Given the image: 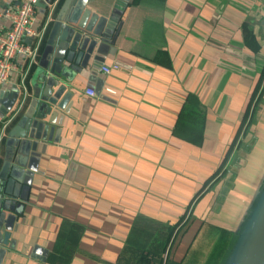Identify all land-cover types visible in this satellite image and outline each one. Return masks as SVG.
Segmentation results:
<instances>
[{
	"label": "crops",
	"instance_id": "0c3cea01",
	"mask_svg": "<svg viewBox=\"0 0 264 264\" xmlns=\"http://www.w3.org/2000/svg\"><path fill=\"white\" fill-rule=\"evenodd\" d=\"M22 1L0 0V31ZM47 1L35 20L45 29L38 61L19 56L3 86L8 129L37 102ZM90 7L121 24L117 50L101 42V55L97 46L85 66L64 61L80 70L60 77L69 98L43 119L54 112V131L31 151L28 198L2 245V264H115L138 215L173 224L186 214L166 253L180 262L206 226L237 227L264 174V91L253 99L264 86V0H90ZM244 25L258 51L246 45ZM191 95L198 117L190 125H202L193 142L177 133L191 128L184 118L178 124ZM8 129H0V166Z\"/></svg>",
	"mask_w": 264,
	"mask_h": 264
},
{
	"label": "water",
	"instance_id": "95a60500",
	"mask_svg": "<svg viewBox=\"0 0 264 264\" xmlns=\"http://www.w3.org/2000/svg\"><path fill=\"white\" fill-rule=\"evenodd\" d=\"M53 1L54 6L49 9V17H52L50 32L42 49L39 68L36 70L37 77L32 87L37 102L30 105L5 136L6 149L0 166V264L7 251L2 245L8 244L17 215L22 210L23 200L28 198L29 186L25 183V178L31 151H36L38 140L46 138L49 129V133L54 131V127L50 128L49 124L55 122L54 112L48 123L43 119L51 112V105L57 104L60 97L66 95L58 103L60 108H64V103L70 95H67L66 86L60 77H67L71 69L80 70L81 66H85L97 46V55H101V42L111 44V54L117 50L115 43L121 24L116 27L109 17L93 10L90 0ZM260 32V37L264 39V19L261 20ZM64 61L73 62L80 68L74 65L69 69L64 68ZM78 63H81V66ZM18 95L19 92L16 93L15 100ZM38 100L40 104L36 111ZM1 101L3 102L2 99ZM14 103L15 101L8 108L12 109ZM245 162L246 158H241L240 164ZM229 171L230 169L227 172ZM262 224L264 174L237 227L230 230L235 235L234 242L224 264H229L236 253L238 255L235 264L245 263V257L253 248Z\"/></svg>",
	"mask_w": 264,
	"mask_h": 264
},
{
	"label": "trees",
	"instance_id": "16d2710c",
	"mask_svg": "<svg viewBox=\"0 0 264 264\" xmlns=\"http://www.w3.org/2000/svg\"><path fill=\"white\" fill-rule=\"evenodd\" d=\"M244 33L246 45L258 51L260 46L255 41L253 31L247 25H244ZM262 76L264 78V70ZM263 91L264 86L261 90L256 91L257 96L255 95L253 98L255 104L262 97ZM197 107L198 101L195 96L191 95L180 113L178 124H181L183 118L189 125L197 124ZM186 127H182L184 130L178 127V132H176L189 137L192 142L201 140V124H199V129H194L193 127L196 126H192L189 130H186ZM225 163L226 160L222 163L216 175L207 181L206 185L216 179ZM185 217L186 214L178 222L170 224L144 215H138L128 236L126 248L115 264H224L233 245L235 235L225 228L210 225L202 230L196 243L190 247L186 258L182 261L177 262L166 256L174 237L185 224Z\"/></svg>",
	"mask_w": 264,
	"mask_h": 264
},
{
	"label": "built area",
	"instance_id": "2783aa9c",
	"mask_svg": "<svg viewBox=\"0 0 264 264\" xmlns=\"http://www.w3.org/2000/svg\"><path fill=\"white\" fill-rule=\"evenodd\" d=\"M43 0H23L16 8L9 11L7 16L10 20V27L0 31V100L4 84L8 81L10 74L15 71L17 58L24 56L30 64L34 65L39 58L40 50L44 42L45 29L35 25L37 8ZM55 2H48L46 7L52 9ZM118 65L114 64L113 68ZM105 73L111 68L104 66ZM87 94L95 95L92 88L86 89ZM11 117L2 114L0 111V129L7 130ZM6 133V132H5ZM0 138V145H1Z\"/></svg>",
	"mask_w": 264,
	"mask_h": 264
},
{
	"label": "bare ground",
	"instance_id": "6f19581e",
	"mask_svg": "<svg viewBox=\"0 0 264 264\" xmlns=\"http://www.w3.org/2000/svg\"><path fill=\"white\" fill-rule=\"evenodd\" d=\"M264 261V224L259 229L257 239L251 251L245 257L244 264H263Z\"/></svg>",
	"mask_w": 264,
	"mask_h": 264
},
{
	"label": "rangeland",
	"instance_id": "374dc122",
	"mask_svg": "<svg viewBox=\"0 0 264 264\" xmlns=\"http://www.w3.org/2000/svg\"><path fill=\"white\" fill-rule=\"evenodd\" d=\"M237 255H238V253H236V254L232 257V259L230 260L229 264H235L236 259H237Z\"/></svg>",
	"mask_w": 264,
	"mask_h": 264
}]
</instances>
